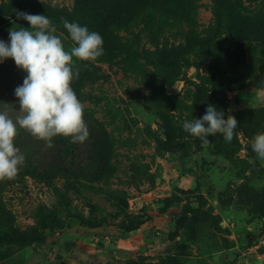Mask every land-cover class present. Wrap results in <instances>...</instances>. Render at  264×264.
Returning <instances> with one entry per match:
<instances>
[{
	"label": "rangeland",
	"instance_id": "obj_1",
	"mask_svg": "<svg viewBox=\"0 0 264 264\" xmlns=\"http://www.w3.org/2000/svg\"><path fill=\"white\" fill-rule=\"evenodd\" d=\"M82 2L0 0V40L8 43L14 27L30 29L19 10L46 15L69 48L61 17L90 31L100 27ZM263 2L243 0L259 11ZM197 4L194 31L213 39L209 54L167 61L164 54L186 44L193 29L153 35L139 23L121 33L123 57L95 63L100 72L84 88L83 103L112 146L86 140L71 145L67 157L63 146L37 144L54 169L6 187L3 202L15 228L0 233L14 239L6 241L1 264H264V161L251 147L264 133V20L249 35L232 12L231 35L215 16L214 0ZM230 37L232 45L224 46ZM226 48L232 56H211ZM14 64L0 63V110L13 118L14 92L26 76ZM209 104L237 119L231 143L217 134L205 146L183 130ZM75 151L82 156L72 162Z\"/></svg>",
	"mask_w": 264,
	"mask_h": 264
},
{
	"label": "clouds",
	"instance_id": "obj_2",
	"mask_svg": "<svg viewBox=\"0 0 264 264\" xmlns=\"http://www.w3.org/2000/svg\"><path fill=\"white\" fill-rule=\"evenodd\" d=\"M16 16L31 27H14L9 30L8 43L0 40V63L11 58L26 73L23 84L14 92L19 115L13 118L6 109L0 110V182L16 179L26 163L25 155L15 144L20 130L43 141L46 149L54 147L56 137L70 138L73 144H82L89 138L84 119L86 107L72 84L80 75L77 61L95 64L105 52L101 34L86 25L60 18L68 34L66 39L71 41V47L66 48L64 34H57V26L46 15L17 10ZM182 127L208 146L212 144L208 137L217 134L231 143L238 121L231 114L225 118L224 110L209 104L201 119L185 120ZM251 147L256 157L264 161V133L253 137Z\"/></svg>",
	"mask_w": 264,
	"mask_h": 264
},
{
	"label": "trees",
	"instance_id": "obj_3",
	"mask_svg": "<svg viewBox=\"0 0 264 264\" xmlns=\"http://www.w3.org/2000/svg\"><path fill=\"white\" fill-rule=\"evenodd\" d=\"M197 1L198 0H83V8H87V11L97 15L100 20V27L97 31L103 37L105 52L102 57L98 58L97 62L110 63L123 57L127 53L128 48L126 42H124L125 37L122 36L121 33L133 30L139 23L144 24L146 30L153 32V35L161 34V30L165 28L182 29L187 26L193 29L192 34L187 38L186 44L164 54V58L167 61H181V63H187L189 61V55L191 54L196 56L209 54L207 51L214 44V41H212L213 39H201L197 32L194 31L197 27L198 18ZM214 1L216 7L215 16L218 18L221 28H224L227 34L232 35L234 31L233 27L235 23L231 20L233 18L232 12H235L243 21V32L249 35H255L256 29L259 28V23L262 24L264 20V10L259 11L261 8L251 9L245 6L243 0ZM39 8L43 10L45 7L40 6ZM262 9H264V2ZM259 13L263 15L259 17ZM262 37H264V32H262ZM232 38L233 37L224 39V46L232 45ZM224 54L232 56V52H228L227 48L221 50L217 49L211 56L218 60V58L222 57V55L224 56ZM78 64L80 66L79 79L73 82L72 87L78 98L83 102V90L89 83L97 78L100 68L90 62L79 61ZM85 64H87V67L84 66ZM208 65L212 69L218 67V64L209 63ZM13 66H15L16 70L20 69L16 64ZM23 73L24 71L22 70L20 73L21 77ZM21 84H23V82ZM17 115H15L14 118ZM84 119L90 132L87 141L112 146V139L98 120L86 111ZM53 143L54 146H63L66 148L65 155L67 157L69 156L68 149L71 148L70 146H75V144L70 142V138L65 137H56ZM15 144L25 155L28 162L25 163L16 179L0 182L1 234H7L9 230L13 232L15 228V218L12 213L7 210L3 202L6 187L23 183L26 176L35 171L38 173L41 171L42 173L50 174L54 169V165H47L46 161L41 159L42 156L48 157L49 155L42 150L36 149L37 144H44L43 141H39L26 131L20 130ZM71 155L73 158V160H71L72 162L75 161V157L82 156L78 151L73 152ZM85 157L90 158V155H86ZM43 161H45V163ZM9 240L14 241V239H10L9 237L0 238V258L4 257L3 253L5 254V252L2 251V249L6 246V241ZM2 260L3 259H0V264Z\"/></svg>",
	"mask_w": 264,
	"mask_h": 264
}]
</instances>
